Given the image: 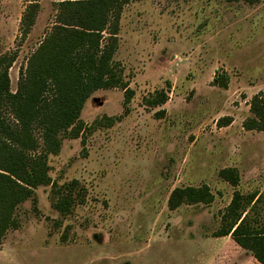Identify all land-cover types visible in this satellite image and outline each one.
Instances as JSON below:
<instances>
[{
	"label": "rangeland",
	"instance_id": "1",
	"mask_svg": "<svg viewBox=\"0 0 264 264\" xmlns=\"http://www.w3.org/2000/svg\"><path fill=\"white\" fill-rule=\"evenodd\" d=\"M30 1L0 0V55L16 52L12 92L56 20L57 1L39 0L20 42ZM117 38L122 83L92 92L59 133L46 158L50 183L15 207L0 264H260L214 234L235 189L260 193L250 216L264 220V131L242 126L264 91V0H127ZM216 74L226 87L213 84ZM33 135L43 152L41 131ZM228 167L236 187L219 176ZM201 185L212 202L168 208L174 188Z\"/></svg>",
	"mask_w": 264,
	"mask_h": 264
},
{
	"label": "trees",
	"instance_id": "2",
	"mask_svg": "<svg viewBox=\"0 0 264 264\" xmlns=\"http://www.w3.org/2000/svg\"><path fill=\"white\" fill-rule=\"evenodd\" d=\"M56 1V20L31 54L15 92L10 89L8 71L16 52L0 55V241L9 228L17 226L15 207L30 197L37 186L50 183L46 158L58 151L59 133L77 123L92 92L122 83L112 58L118 48L119 22L127 0ZM243 1L252 4L260 0ZM38 2L31 0L25 7L19 27L20 42L34 24ZM226 81L218 74L213 78V84L221 87L227 86ZM125 92L130 94L128 89ZM249 106L250 116L243 121V128L264 131V91L254 94ZM5 110L12 120L7 119ZM77 127L76 132L81 129ZM35 129L41 131L43 152H37ZM219 176L233 187L239 184L235 168H223ZM212 200L207 185L176 187L170 192L167 205L174 210L184 203L208 204ZM259 202L257 192L244 195L235 189L222 215L224 224L214 236L229 235L264 264V220L250 216ZM70 205L69 194L55 203L61 212L68 211Z\"/></svg>",
	"mask_w": 264,
	"mask_h": 264
},
{
	"label": "crops",
	"instance_id": "3",
	"mask_svg": "<svg viewBox=\"0 0 264 264\" xmlns=\"http://www.w3.org/2000/svg\"><path fill=\"white\" fill-rule=\"evenodd\" d=\"M260 193H258V195H259ZM251 257H253V256H251Z\"/></svg>",
	"mask_w": 264,
	"mask_h": 264
}]
</instances>
